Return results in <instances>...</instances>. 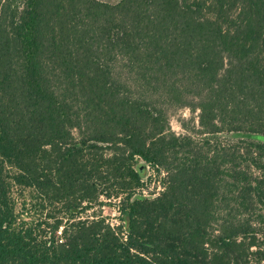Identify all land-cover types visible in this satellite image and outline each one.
<instances>
[{"label":"trees","instance_id":"1","mask_svg":"<svg viewBox=\"0 0 264 264\" xmlns=\"http://www.w3.org/2000/svg\"><path fill=\"white\" fill-rule=\"evenodd\" d=\"M0 264H264V0H0Z\"/></svg>","mask_w":264,"mask_h":264},{"label":"rangeland","instance_id":"2","mask_svg":"<svg viewBox=\"0 0 264 264\" xmlns=\"http://www.w3.org/2000/svg\"><path fill=\"white\" fill-rule=\"evenodd\" d=\"M198 112H192L188 108H178L173 109L170 108L168 111L169 115V126L170 130L175 133L176 135H192L193 137L199 139L203 135L198 133V130H200V127L198 125V118H197ZM162 179L163 174H159L155 171V169H152L151 167H148V176L144 180L143 184V192L147 196H156L162 191ZM12 197L14 198L18 209L21 208L22 198L18 194V191L15 187H13L12 191ZM119 200H113L109 204H106L102 207H98L97 205H94L92 209H89L86 211L85 214H83V217H90L92 215H95L94 213L101 214L107 222L116 225L119 222ZM34 204H27L26 208L24 210V214L22 218L26 221L32 222L33 224L39 223L41 221H44L45 214L49 211V209H41L39 206L34 207ZM43 211V213L41 212ZM50 223L52 220H48ZM47 229L42 223L41 229ZM48 231V229H47ZM59 234V231L57 232V235Z\"/></svg>","mask_w":264,"mask_h":264}]
</instances>
